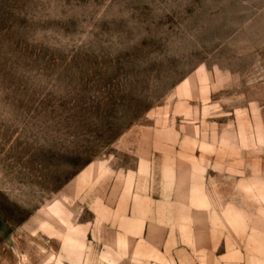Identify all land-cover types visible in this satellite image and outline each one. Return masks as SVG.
Listing matches in <instances>:
<instances>
[{
    "label": "rangeland",
    "instance_id": "rangeland-1",
    "mask_svg": "<svg viewBox=\"0 0 264 264\" xmlns=\"http://www.w3.org/2000/svg\"><path fill=\"white\" fill-rule=\"evenodd\" d=\"M262 203L264 0H0V264H176Z\"/></svg>",
    "mask_w": 264,
    "mask_h": 264
},
{
    "label": "crops",
    "instance_id": "crops-1",
    "mask_svg": "<svg viewBox=\"0 0 264 264\" xmlns=\"http://www.w3.org/2000/svg\"><path fill=\"white\" fill-rule=\"evenodd\" d=\"M93 171H95V168L90 167L84 174H90ZM140 171L146 172L144 168H140L137 173L140 174ZM258 217L264 222V203L260 205ZM224 219V222H220L216 216L208 218L207 222L209 228L207 233L210 240L212 238V242L207 248L201 246V243L198 244V250L195 249L192 253L189 249L185 248L186 245L182 248L181 243H179L180 240L188 239L190 234L188 233L186 237L184 231L173 232L169 236V239H174L176 241V247L175 249L171 248L170 253L165 249L167 252L166 256L174 257L173 259L176 264H264V227H254L251 221L248 223L247 221H244V226L242 225L240 231L237 232L239 238L235 239L233 235L232 220L228 219V217H224ZM196 222L197 221L194 217H189L186 220H179L177 223L194 225L197 224ZM222 223H224L225 226L222 231L220 229V231H218L216 225ZM149 224H152L151 220L144 221L145 232L142 238H144L146 245H149L148 241H152L153 239ZM216 236L219 237L216 238ZM140 238V235L132 237L134 240ZM216 239L219 240V242H217ZM218 246L223 247V252L219 255H217ZM201 249H204L205 253H203ZM117 254H119V252L112 249L110 255L115 256ZM148 254L152 255V243H150V249L147 255Z\"/></svg>",
    "mask_w": 264,
    "mask_h": 264
}]
</instances>
